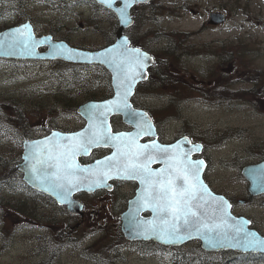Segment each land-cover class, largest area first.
I'll return each mask as SVG.
<instances>
[{
    "label": "rangeland",
    "instance_id": "1",
    "mask_svg": "<svg viewBox=\"0 0 264 264\" xmlns=\"http://www.w3.org/2000/svg\"><path fill=\"white\" fill-rule=\"evenodd\" d=\"M80 6L85 13L48 0H0V30L30 20L39 35H52L74 47L98 50L110 44L107 38L118 30L116 18L93 3ZM148 6L136 12L139 23L128 33L153 51L163 53L169 46L176 52L163 62L178 84H164L156 92L147 89V96L136 100L157 120L164 119L159 123L163 131L190 132L211 148L217 145L208 152V179L218 192H239L245 188L242 167L264 155V0H154ZM214 6L229 16L216 29L204 25ZM52 66L0 63V162L7 163L0 171V264H169L165 256L172 250L155 252L150 248L154 245L131 244L116 234L113 213L104 203L94 206L90 197H83L88 204L85 217L74 216L73 223L60 207L5 184L13 182L10 165L17 164L23 151L19 140L43 125L51 130L81 129L84 123L77 110L89 101L85 97H108L111 83L99 67L55 80ZM166 95L170 98H163ZM169 99L178 102L181 118H172V110L159 114ZM18 174L20 182L24 174ZM22 204L26 212H21ZM253 213L264 222L255 206L247 215ZM77 223L80 229L72 235L77 239H70V226ZM261 227L264 231V223ZM114 248L118 261L112 260Z\"/></svg>",
    "mask_w": 264,
    "mask_h": 264
},
{
    "label": "snow or ice",
    "instance_id": "2",
    "mask_svg": "<svg viewBox=\"0 0 264 264\" xmlns=\"http://www.w3.org/2000/svg\"><path fill=\"white\" fill-rule=\"evenodd\" d=\"M100 2L112 7L114 0H100ZM122 2L124 6L117 11L120 13L122 22L127 23L128 20L124 18L128 8L144 0H122ZM30 29L29 24H24L15 29V32L27 34L29 40H32ZM126 44L125 38L124 44L105 49L103 53L98 54L106 57L107 62L114 63L123 73V82L118 85V89L123 88V93L118 90L115 100L107 101L103 105L90 106L89 111L94 110L90 120L99 119L103 127L93 130L94 126L90 123L89 129L85 132L74 134L73 137H64L70 143L63 146L64 150L57 156L52 155V149H48L43 158L33 154L32 159L35 162L31 168L30 178L39 181L42 186L46 185L61 203L65 201L72 203L70 200L72 193L81 188L78 173L102 175L108 179L115 171L117 178L138 179L142 185L146 186L141 196L143 206L151 207L160 223L158 225L153 221L151 228L145 229V232L150 231L156 234L157 238L164 243L175 244L198 235L213 247L224 246L227 242V246L230 247L242 245L245 248H264V239L258 238L256 233L247 231L242 225L229 223L233 220L228 212L231 205L223 197L214 196L201 180L204 161L191 159L192 152L201 150L200 145H194L185 151L182 145L192 143L187 138L169 146L155 142L136 144V139L150 133L152 126L144 120L146 114L138 113L130 107L128 96L136 83V77L141 75V72L134 69H144L145 61L149 57L139 49H128ZM121 48L124 52L120 55L130 53V59L117 61L113 54L119 53ZM56 51L67 54L71 59L75 50L57 46ZM121 111H125L128 120L137 127L136 133L111 134V129L107 125V114ZM59 135L53 133L54 137ZM47 142L46 139L34 147ZM121 143L128 145L127 152L121 151ZM101 145L115 147L117 153L106 157L103 161H97L95 169L82 168L73 163L77 154L82 152L87 155L92 147ZM133 145H135V151L132 150ZM156 159H160L165 164V167L158 171L150 167ZM49 169H55V171H49ZM94 183L97 187L105 186L99 180ZM88 190L91 191L92 188L89 187ZM210 201H218V206L212 210L211 216L205 207Z\"/></svg>",
    "mask_w": 264,
    "mask_h": 264
},
{
    "label": "water",
    "instance_id": "3",
    "mask_svg": "<svg viewBox=\"0 0 264 264\" xmlns=\"http://www.w3.org/2000/svg\"><path fill=\"white\" fill-rule=\"evenodd\" d=\"M62 1V0H61ZM99 5L103 6L104 8L114 12L117 16V19L119 21V28L116 34V41L114 44L107 46L106 48H103L101 50L97 51H89V50H84L80 48H75L70 46L67 42L65 41H55L53 39V36L47 35V36H42V37H36L34 28L30 22H26L24 24H29L31 26V34H32V40H29L27 34H18L15 32V29L22 27L24 24H21L19 26L11 27L8 29H5L3 31H0V58H6V59H15V60H39V61H55V60H60L68 63H74V64H96V65H101L104 66L109 73L111 74L112 77V87L114 90V96L108 100L104 101H93V102H88L83 105H81L78 109V114L85 120L86 125L79 131L76 132H71V133H65V132H60V131H54L48 136L37 139V140H26L23 144L24 151L22 155V163L18 165V170L24 174V181L33 189L36 190L44 195L49 196L59 206H67L69 212L74 215V216H83V210H84V205L75 200V196L80 193V192H87L89 194H93L98 190L101 189H108L111 190L112 187L110 186V182L113 180H121L125 182H137L139 187L136 192V196L130 200V206L129 209L123 213L122 215V231L124 233V236L127 240L129 241H153L165 246H174V247H180L185 244H188L191 241L197 240L202 243V248L205 251L208 252H222V251H234L240 254H253V255H259V256H264V248H245L244 246H237V247H230L227 246V242H225L224 246L217 245L216 247L211 246L207 240L201 238L198 235H194L193 238L191 239H186L184 241H181L179 243L175 244H170V243H164L163 240L158 239L157 235L152 233V232H145V229L151 228L152 222L155 221L159 225V220L156 217V214L152 212L151 207H144L143 202L141 200L142 192L145 189V185H142L140 183V180L138 179H126V178H117L115 171L112 172L111 178L105 179L102 175H92L89 173H78L79 177V182L81 183V188L79 191H74L72 193V196L70 197V200L72 203H69L67 201L61 203L59 198L56 197L55 195L52 194L50 190L47 189L46 185H41L39 181L35 180L34 178H30L31 176V168L32 165L34 164V160L32 159L33 154H35L37 157L43 158V155L47 152L48 149H52V155L57 156L64 150V147L66 144L70 143L69 141H66L64 137H73L74 134L85 132V130L89 129L90 123L94 126L93 130H96V128H102L103 125L100 124L99 119H91L90 117L93 116V111H89L91 105H103L105 102L110 101V100H115L117 91L119 90L121 93H123V88L118 89V85H121L123 82V73L120 72V70L116 67L114 63H109L107 62L106 57H101L98 54L103 53L105 49L113 48L114 46L117 45H122L125 42V38L127 39V44L126 47L128 49H139L136 47L131 46V41L129 38L124 34L126 29H129L131 26L134 24V20L132 19L131 11L133 7L137 4H148L152 0H144L142 3H134L132 4L128 10H127V15L125 16L124 19L128 20L127 23L122 22L120 13L117 11V9L122 8L123 2L122 0H114V3L112 7H108L107 4H102L100 0H95ZM130 17V19H128ZM210 23L213 25H219L225 21V16L220 13H213L210 16ZM57 46H63L65 49H73L75 50L72 58L69 59L67 54H61L60 52L56 51ZM47 48L45 51H41V49ZM142 53H146L149 57L147 61H145L146 67L144 69H138L135 68V71L141 72V75L136 77V83L132 87L131 94L128 96V104L132 109H134L138 113H143L146 114L144 117V120L147 123H150L152 128L151 132L148 133L147 135H141L136 139V144L143 145L141 143V140L145 137H154L157 138V133H156V128L154 126V123L149 116V114L143 110H138L135 109L133 104H132V99L135 95L136 88L139 83L144 82L148 80L149 78V69L155 64L154 58L147 52L139 49ZM124 49L121 48L119 50V53H114L113 55L116 56L117 61L120 60H128L131 58L130 53L125 54L124 56H121L120 53H123ZM120 115L122 116L124 124L132 128V131L130 132H121V133H136L138 131L137 127L131 123L126 114L125 111L121 112H110L107 114V125L111 129V134L116 135L118 133H114L112 126H111V118L113 116ZM53 133H58L60 134L59 136H53ZM48 140L47 143H42L39 144L38 147H34V145H37L39 142H43L45 140ZM188 139V138H187ZM184 140V138L178 140L176 143L181 142ZM189 140V139H188ZM157 144H160L158 141H154ZM153 143V142H151ZM147 143V144H151ZM172 144V145H174ZM161 145V144H160ZM165 146V145H164ZM169 146V145H168ZM194 145L192 144H183L182 147L185 151H188L191 149ZM201 146V145H200ZM121 151L122 152H127L128 151V145L126 143H121L120 145ZM99 148H107L112 150V153L107 156L111 157L113 156L114 153H117V149L115 147L111 146H99V147H92L87 155L83 154L82 152L77 154L74 159V164L79 165L82 168H97L96 162L88 165H84L80 163L81 158H87L89 157L94 150L99 149ZM203 147L201 146L200 151H194L192 152L191 159H193V156L195 154L201 153ZM132 150L135 151V145L132 146ZM159 155V154H157ZM28 157V159H26ZM106 158V157H105ZM105 158L98 160V161H103ZM194 160V159H193ZM201 160V159H199ZM55 161H53L54 163ZM115 163V162H113ZM154 165H160L158 169H154ZM46 166V165H45ZM150 167L154 171H158L162 168L165 167V164L160 160L156 159L153 163H151ZM206 163L204 162V166L201 170V180L205 185L204 180V175L206 172ZM49 171H55V169H49ZM243 175L247 179V181L250 183V191L253 196L261 195L264 194V161L259 164H254V165H249L243 169ZM102 181L103 185L105 186H100L97 187L95 181ZM179 183V182H178ZM89 187L92 188L91 191H89ZM208 189L213 193L214 196L216 197H223L228 204L229 201L221 195H217L214 193L209 185H207ZM218 206V201H210L205 207L208 209V214L211 216L212 215V210ZM139 209V210H138ZM138 210V211H137ZM144 212H149L151 213V217L144 219L141 217V214ZM228 212L230 215L233 217V220L229 221L230 224H237V225H242L247 231L253 232L257 234L258 238L264 239L263 236H261L256 230H253L250 228V223L247 219L245 218H238L232 215L231 213V208L228 209Z\"/></svg>",
    "mask_w": 264,
    "mask_h": 264
},
{
    "label": "flooded vegetation",
    "instance_id": "4",
    "mask_svg": "<svg viewBox=\"0 0 264 264\" xmlns=\"http://www.w3.org/2000/svg\"><path fill=\"white\" fill-rule=\"evenodd\" d=\"M73 5L76 4H81L80 1L78 2H73L71 3ZM87 8V7H86ZM142 9H146V6L143 5H138V7L136 6V8L133 11V17H136V12ZM73 11L76 13H85V10L80 6L74 7ZM192 12L194 14H197L196 10H192ZM213 12H219V13H224L226 15V18H228V12L224 9V8H219L218 6H214V7H210L208 9V16L211 15V13ZM207 27L209 28H220L222 27L224 24L222 25H211L209 24V22H205V24ZM56 39V37H55ZM5 62L3 59H0V62ZM16 62V61H15ZM155 125H157L156 123V119L152 118ZM119 129L118 131H130V128H126V126L123 124L122 120H120L119 122ZM60 130L64 131V132H69L68 130L65 129H61V127H58ZM157 133H158V141L161 144H172L174 142H176L177 140H179L180 138L183 137H189L192 141L193 144L195 143H200L198 142L195 137L190 133V132H186V131H178L177 133H170L168 131H162L158 125H157ZM78 130V129H77ZM53 130H51V128L47 125H43V126H39L36 129H34L32 132L34 134V139H38V138H42L47 136L48 134H50ZM71 131H76V130H71ZM36 134V135H35ZM155 138H145L142 140V143H149L154 141ZM205 146H208L207 144H204ZM217 145H215L213 148H209L208 151H204L203 154L201 156H195L194 158H203L207 163H208V170L206 172V181L207 183L210 185V187L218 194L220 195H224L231 203L232 205V211L236 216H243L246 217L247 219H249L251 221V225L252 228L256 229L259 233H261L262 235H264V231L262 230L261 225L264 223L260 217L258 216V214L253 213L252 217H249L247 215V212L252 208V207H257L258 211L260 214H264V194L263 195H259V196H253L250 193V188H249V183L247 182V180L245 179V177L242 174V169H241V174L244 178L243 183H244V187L243 189H239V192H235L232 190H225L224 192H218L214 189L211 181L208 179V174H209V170L212 167V161H211V156L208 154L209 151L216 149ZM111 153V151H109L108 149H98L94 152V156H95V160L103 158L107 155H109ZM262 161H264V157H256L253 158L249 161V165L252 164H258L261 163ZM88 163V162H87ZM86 164V163H83ZM247 166V165H246ZM159 166H154V169H157ZM111 186L112 189L111 190H101V191H97L96 193L89 195L86 193H80L77 195V197L81 200V202L84 204V215L83 218L85 217V211H87V205L82 199L83 197H90V199L93 200V205L95 206L96 204H98V206L100 205V203H104V208L105 210H109L110 212H112L113 214L111 215V219H112V226L114 228V230L116 231V234H118L119 236H123V231H122V215L123 213H125L130 206V200H132L135 197L136 194V190L138 188V184L136 182H121V181H112L111 182ZM116 195V199H112V196ZM117 196L119 198H117ZM94 212V210H93ZM115 212V213H114ZM151 214L149 212H144L142 213V217L143 218H148L150 217ZM71 218H73V223L75 221V218L71 216ZM82 219V218H81ZM264 219V216H263ZM80 223H77L76 226L72 225L70 226L71 228V232L67 233V235H71L69 238L70 239H77L75 237H73L72 235H74L75 233H77L79 231V225ZM131 244H146V245H152L154 244L153 242H144V241H140V242H129ZM159 245V244H157ZM160 247L167 249V250H175L176 247H164L163 245H160Z\"/></svg>",
    "mask_w": 264,
    "mask_h": 264
},
{
    "label": "trees",
    "instance_id": "5",
    "mask_svg": "<svg viewBox=\"0 0 264 264\" xmlns=\"http://www.w3.org/2000/svg\"><path fill=\"white\" fill-rule=\"evenodd\" d=\"M90 3L97 5L94 1H90ZM112 15L114 16V14ZM138 23H139V20L136 21V26L138 25ZM116 26L118 28L117 23H116ZM112 38H113V35L108 37L107 40H111ZM130 39L134 45L142 48L143 50L147 52H150L155 57V61H156L155 64L150 69L149 80L147 82H144L140 86H138L134 99L138 97L140 98L141 96H147V94L145 93V90L147 89H152L156 92V89L163 86L164 84H167V83H169V85L178 84V81L176 79H172L169 75H167L166 71H167L168 65L166 61L163 62L164 57L168 58L169 56H175L176 52L174 50H171L168 46L167 48H165V51L163 53L161 50L153 51L152 49L148 48L147 43H145L144 45V42H138L136 38L133 39V37L131 36H130ZM187 56H193V53ZM93 67H99V66L77 65V64H71V63H66L62 61H55L53 62L51 71L53 72L52 76L55 79V78H59L65 75H69V74L76 76L78 75L80 69H87V68H93ZM103 69L105 72H107L105 68ZM107 92H108V94L106 95L108 96L107 98L112 96L113 90L111 86L107 90ZM149 93L153 94L154 92H149ZM95 97H96L95 94H91L90 96H86L85 98H89V100H97ZM171 103L168 104L167 107L160 109L159 114L163 113L166 110H172L174 111V113L171 115L172 118L174 119L181 118L180 113L178 112V102L172 100ZM136 104L139 105L138 103ZM137 105L136 107H138ZM117 118L119 117L114 118V122H113L114 127L117 123ZM163 120L164 119H161V120L158 119V124L161 123ZM166 121H168V118L166 119ZM32 133H28V135H26V138H30L33 135ZM19 142L21 143L22 140H19ZM89 160L90 159H86L84 162H88ZM15 165L16 164L13 163L12 161V164L10 165V169H9V172L10 173L12 172L11 174L12 176H14L13 178H11L13 182L11 183L9 181H6L5 184H7V186L10 188H13L17 185L21 187L22 189L30 192L31 194H34L37 197H39V194L31 191L30 188L23 181L17 182L19 178V174L15 169ZM3 167L7 168L6 162L5 163L0 162V171ZM21 207L24 208V211H21V212H26V208H27L26 204H22ZM61 211H64V213L67 215V212L65 210H61ZM195 246H198V247L195 248ZM150 248L155 252H157L158 250H163V251L165 250V249H162V247L158 245H155ZM118 252H119L118 248H114V250L111 252V255L115 257L117 256ZM114 257H112V260L114 259L115 261H118L119 257H115V258ZM165 258L169 259L168 260L169 264H264V257H261V256L238 255L233 252H226V253H222L221 256L216 257L212 253H207L203 251L202 248L200 247V244L198 243L187 250L177 249L176 251L175 250L169 251V254L166 255Z\"/></svg>",
    "mask_w": 264,
    "mask_h": 264
},
{
    "label": "bare ground",
    "instance_id": "6",
    "mask_svg": "<svg viewBox=\"0 0 264 264\" xmlns=\"http://www.w3.org/2000/svg\"><path fill=\"white\" fill-rule=\"evenodd\" d=\"M95 234H98V233H95ZM100 262H101V260H99ZM94 262H95V260H94Z\"/></svg>",
    "mask_w": 264,
    "mask_h": 264
}]
</instances>
